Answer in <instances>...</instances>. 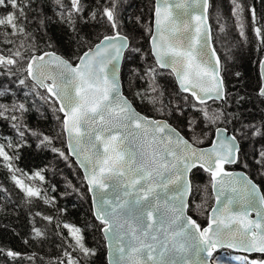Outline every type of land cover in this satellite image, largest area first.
<instances>
[{"label":"snow or ice","instance_id":"6c2138e0","mask_svg":"<svg viewBox=\"0 0 264 264\" xmlns=\"http://www.w3.org/2000/svg\"><path fill=\"white\" fill-rule=\"evenodd\" d=\"M122 4L0 0V129L8 130L0 131V167L12 169L24 149L34 148L82 169L92 194V227L114 257L108 264H220L214 255L219 248L234 249L235 264H264V115L256 119L244 88L228 87L227 57L217 52L212 34L213 21L224 35L231 21L245 41L250 28L256 49L264 52V15L245 0H228L226 14L224 0H152L149 23L143 15L122 13ZM57 26L60 40L68 42L67 55L49 34ZM143 35L148 52L139 43ZM122 59L134 81L143 82L131 98L121 94L117 79ZM257 63L255 98L264 105V57ZM164 70L174 79L166 81ZM140 104L154 114L142 113ZM48 110L63 126L59 133L30 123L47 120ZM206 139L208 147H202ZM198 171L209 174L221 204L211 209L204 228L194 218L204 210L195 201ZM46 175L33 173L37 184H46ZM67 187L79 191L73 183ZM26 195L43 194L28 187ZM33 203L39 200L28 201L23 243L42 247L49 225L55 229L62 222L32 211ZM233 204L244 211L226 224L220 215ZM249 211L257 219H248ZM62 228L68 232L57 233L55 256L0 244V264H94L98 253L87 244L88 225L83 231L68 223Z\"/></svg>","mask_w":264,"mask_h":264},{"label":"trees","instance_id":"16d2710c","mask_svg":"<svg viewBox=\"0 0 264 264\" xmlns=\"http://www.w3.org/2000/svg\"><path fill=\"white\" fill-rule=\"evenodd\" d=\"M246 1L247 5L255 7L258 16L264 15V2L262 0ZM151 2L152 0H123L120 11L130 18L143 15L150 23L151 18L148 9L151 6ZM245 30L247 43L240 46L241 51L237 62L231 60L227 63L226 61L227 72L225 77L229 88L238 85L251 95V104H255L256 107L252 109L250 104L249 108L254 112L256 119L259 120L261 115H264V105H261L255 98L256 93L254 90L257 87L259 78L257 62L264 57V52L256 49L251 29L246 28ZM100 31H104V29H100ZM49 34L53 36V45L56 50L61 54L67 55L65 50L69 48L68 42L67 40H60V37L63 36V30L59 26L51 27ZM137 35L139 36L140 34L137 33ZM215 37L216 35L213 34L214 41ZM148 39L147 35H143L139 40L145 52L149 51ZM71 59L75 62V55H72ZM149 62L151 63L152 61L150 60ZM138 63H142V61ZM235 73L240 74L239 78L235 76ZM120 75L123 92L131 98L132 92L135 88L141 87L143 82L141 81L137 84L134 81V77L129 74V64L125 60L122 61ZM161 76L169 82L174 79L173 76L169 77V71L167 70H164ZM24 93H28L27 88H25ZM21 99H23V94ZM44 107L47 108L46 105ZM213 107L215 106L213 105ZM138 108L142 113L154 114L143 104L138 105ZM30 123L34 128L39 127L45 132L53 134L59 133L63 127L51 110H48L47 120L30 119ZM0 131L7 132L8 130L0 129ZM7 138L10 139V137ZM62 139H64V136ZM208 144L209 142L206 139L203 145ZM57 146L64 147L59 140L57 141ZM38 170L46 172V184L43 182L37 184L33 173ZM17 180L24 186L23 189L16 184ZM194 180L196 187L199 189V192L195 195V201L202 203L204 206V210L198 211L194 218H197L198 223L203 227L207 223L208 212L213 205L211 182L209 174L203 171L196 172ZM255 180L259 181V176H256ZM69 183L77 185L79 191L68 189ZM28 187L39 188L43 195L39 198H28L26 195ZM66 192H70V194H65ZM262 192H264V189H262ZM53 197H55L54 200L52 199ZM30 199L32 201L39 200V203H33L32 211L38 210L45 215L53 217V223H68L70 226L80 227L82 231L84 230V225L87 224V244L98 253V258L95 259L94 264H107L104 239L102 240L100 233L92 227L95 221L91 212L89 196L83 183L81 172L75 165L66 166L62 160L55 157L52 153L37 152L32 148L24 149L21 158L16 161L12 169H9L6 163L3 167H0V244L10 245L16 250L29 253L35 251L45 257L55 256L58 250L53 241L56 243L60 242L57 238V233L68 232V230L62 228V223L61 227L55 229L52 228V225H49L50 235L42 247L39 243L34 244L32 247H28L23 243V239L27 237L29 232L28 201ZM188 214L192 215V213ZM222 251L232 252L227 249Z\"/></svg>","mask_w":264,"mask_h":264},{"label":"rangeland","instance_id":"374dc122","mask_svg":"<svg viewBox=\"0 0 264 264\" xmlns=\"http://www.w3.org/2000/svg\"><path fill=\"white\" fill-rule=\"evenodd\" d=\"M247 4V1L245 0ZM223 11L226 14L228 12V0H224V7ZM229 31L227 35L220 33L218 29L215 27V21H213V29L212 34L216 35L214 46L217 49V52L221 54L222 57H227L228 61H238L239 54H240V46L247 43V41L243 40L237 35V32L232 28V22H228ZM214 40V39H213ZM219 40V41H218ZM234 252H225L220 250L219 252L215 253L218 257L220 264H235L234 261L230 260V256L234 255Z\"/></svg>","mask_w":264,"mask_h":264},{"label":"water","instance_id":"95a60500","mask_svg":"<svg viewBox=\"0 0 264 264\" xmlns=\"http://www.w3.org/2000/svg\"><path fill=\"white\" fill-rule=\"evenodd\" d=\"M193 23H195V21H193ZM148 44H149V39H148ZM149 50H150V49H149ZM122 61H123V59L121 60V63L118 65L117 79H118V81L120 82V86H121V94H122V95H125L124 92H123V88H122V84H121V75H120V73H121ZM167 71H169V70H167ZM258 72H259V69H258ZM172 76L174 77V74H172ZM66 136H67V134L64 133V139H66ZM201 146H202V147H208V145H201ZM231 167H233V166H231ZM228 170H230V171H236L235 168H230V169H228ZM79 171L82 173V169H79ZM211 192H212V196H213V205L211 206V208H210V210H209V212H208L207 223H206L202 228L207 227L208 221H209V220L212 218V216H213V213H212L211 209H212V208H220V207H221V204H218L217 201H216V191H215L214 189H212V187H211ZM87 194H88V196H89L90 206H91V212H92V216H93L94 207H93V203H92V194H91V193H88V192H87ZM229 195H234V194H232V193H230V192H226L225 197H227V196H229ZM225 197H221V201H223V200L225 199ZM258 207H259V205H258ZM243 211H244V209L241 208L239 205H237V204H233V205H231V211H230L229 213H226V214H221V215H220V219L224 220V222H225L226 224H230V223H232V220L230 219V217H231L234 213L243 212ZM186 215H189V214L186 213ZM247 218H248V219H251V220H255V219H257L256 213H255L254 211H249V212L247 213ZM234 226H235V225H234ZM104 245H105V250H106V262H107V264H108L109 260L114 259V257L111 255V249H109L108 246H107V245H108V241H107L106 238L104 239ZM222 249H227V250H230V251L236 253L234 249H228V248H219V249L216 251V253H217L218 251L222 250ZM214 255H215V254H214Z\"/></svg>","mask_w":264,"mask_h":264}]
</instances>
